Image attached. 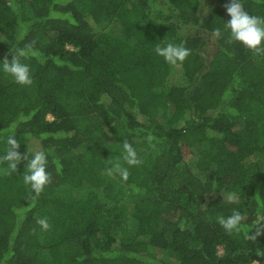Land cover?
I'll list each match as a JSON object with an SVG mask.
<instances>
[{
    "label": "trees",
    "instance_id": "obj_1",
    "mask_svg": "<svg viewBox=\"0 0 264 264\" xmlns=\"http://www.w3.org/2000/svg\"><path fill=\"white\" fill-rule=\"evenodd\" d=\"M229 2L0 0V133L51 175L35 197L27 161L0 163V264H264V56L228 42ZM241 2L264 18V0ZM33 41L22 86L3 60ZM168 43L190 55L167 63ZM233 208L239 234L218 222Z\"/></svg>",
    "mask_w": 264,
    "mask_h": 264
},
{
    "label": "clouds",
    "instance_id": "obj_2",
    "mask_svg": "<svg viewBox=\"0 0 264 264\" xmlns=\"http://www.w3.org/2000/svg\"><path fill=\"white\" fill-rule=\"evenodd\" d=\"M225 9L227 15L230 17V20L224 22V29L230 32L228 42H240L253 55L264 56V18L249 15L245 11L241 0H230L225 5ZM212 35L220 38L222 35L221 29L216 28ZM34 44L35 42L33 41L23 48H18L13 53L11 61L7 58L3 60V71L10 75L15 83L22 86H31L33 84L30 68L27 64L22 63L20 58L34 55ZM155 52L171 65L183 63L190 55L189 49L173 43H168L166 46L158 45L155 48ZM0 139H6L8 145L5 155L0 157V163H6L7 168L11 172H16L18 165L22 161H27L23 182L26 186H30L32 192L35 193V197H39L46 186L51 183V175L47 171L48 159L46 153L43 151H35L31 156L29 153L22 154L19 151L20 143L14 138V135L0 133ZM148 139L151 141L152 138L148 137ZM123 149L125 152L123 159L127 165L138 166L142 164V160L138 158L135 149L130 143L125 141L123 143ZM114 167L119 171L122 179L127 180L129 175L127 168H121L119 163ZM112 172L113 169L108 170L109 175ZM227 199L229 203H239L235 195L229 194ZM243 220L244 216L241 211L238 208H233L231 215L227 218L223 216L219 217L218 222L228 234H239L242 230L241 225ZM37 222L45 229L48 227L46 219H41ZM256 235H260V233L258 232ZM250 238L254 239L255 237Z\"/></svg>",
    "mask_w": 264,
    "mask_h": 264
},
{
    "label": "rangeland",
    "instance_id": "obj_3",
    "mask_svg": "<svg viewBox=\"0 0 264 264\" xmlns=\"http://www.w3.org/2000/svg\"><path fill=\"white\" fill-rule=\"evenodd\" d=\"M206 38L207 39H206V42L203 45V49H204L205 55L210 56L214 52V50L216 49L214 36L212 35L211 32H206ZM17 140L20 143V146L22 148L24 147V144L27 141L26 138L25 139L19 138ZM29 147L33 150V152L37 151V148H38V147L36 148V146L33 145V144L30 145ZM220 251H222V247H220Z\"/></svg>",
    "mask_w": 264,
    "mask_h": 264
}]
</instances>
